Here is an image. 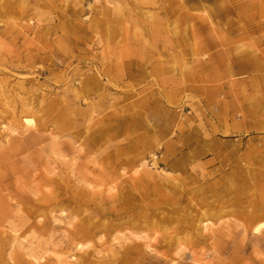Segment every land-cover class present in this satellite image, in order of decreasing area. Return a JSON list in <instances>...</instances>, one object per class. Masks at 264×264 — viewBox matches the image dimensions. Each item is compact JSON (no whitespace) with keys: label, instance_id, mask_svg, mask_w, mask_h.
<instances>
[{"label":"rangeland","instance_id":"rangeland-1","mask_svg":"<svg viewBox=\"0 0 264 264\" xmlns=\"http://www.w3.org/2000/svg\"><path fill=\"white\" fill-rule=\"evenodd\" d=\"M260 224L264 0H0V264H264Z\"/></svg>","mask_w":264,"mask_h":264},{"label":"bare ground","instance_id":"bare-ground-1","mask_svg":"<svg viewBox=\"0 0 264 264\" xmlns=\"http://www.w3.org/2000/svg\"><path fill=\"white\" fill-rule=\"evenodd\" d=\"M199 2H201V1H203V0H198ZM199 9H203V14H199V15H193V16H197V17H199V18H204V19H206L209 23H211V19H210V14H209V11L207 10V6H201ZM212 8H210V10H211ZM144 18H146L147 20H149V19H151V15L149 14V13H142L141 14ZM25 126H32L33 124H34V121H33V119H30V118H26L25 120H24V123H23ZM12 132H15L14 130L12 131ZM40 191V190H39ZM51 197H53V198H55L56 199V197H57V195L55 196V195H53V193L50 195ZM75 220L76 219H73V222H74V224L73 223H70V225L71 224H73L72 226H71V228H74V226H75ZM262 225H264V224H260V225H258V226H256L254 229H253V232L254 233H260L261 232V228H262ZM208 228H209V226H208V224H207V222H202V228H201V231L203 232V231H206V230H208ZM145 240V239H144ZM156 240H155V238L154 239H152V240H145V246H146V248H148V249H150V250H154V248H155V242ZM90 245L91 244H85V245H83V244H78L77 245V248H78V251L79 252H82L83 254H85L86 253V250L87 249H89V248H91L90 247ZM155 251V250H154ZM74 259H77V258H75V257H73ZM192 258H193V261L194 262H196V263H200V264H209L208 263V261L204 258V257H202L201 255L200 256H198L196 253H192ZM34 259H35V264H42V261H43V257H40V258H35L34 257ZM58 260H59V262L60 263H63L64 261H66V260H64V259H62V258H58ZM64 260V261H63ZM65 264H70V263H65Z\"/></svg>","mask_w":264,"mask_h":264}]
</instances>
